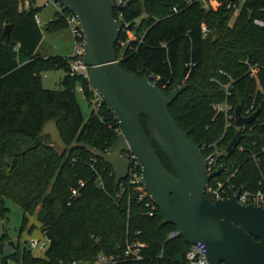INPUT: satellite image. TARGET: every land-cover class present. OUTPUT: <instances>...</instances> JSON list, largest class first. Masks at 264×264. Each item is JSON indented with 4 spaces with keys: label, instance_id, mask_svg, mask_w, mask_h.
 I'll list each match as a JSON object with an SVG mask.
<instances>
[{
    "label": "trees",
    "instance_id": "1",
    "mask_svg": "<svg viewBox=\"0 0 264 264\" xmlns=\"http://www.w3.org/2000/svg\"><path fill=\"white\" fill-rule=\"evenodd\" d=\"M179 2L137 0L126 8L125 20L132 21L135 38L128 41L121 55L119 41L127 35L120 33L116 45L120 64L129 73L156 81L166 94L178 82L187 85L169 108L180 128L200 145L218 142L226 146L233 138L234 126L221 139L224 118H214L212 108L225 98L222 84L233 79L229 97L233 107L241 105L245 111L254 102L260 113L257 125L243 131L241 144L247 149L226 154L222 161L237 170L232 180L238 186L255 187L264 181V27L254 22L264 18L260 2L247 0L234 19L233 9L225 3L217 9L194 3L173 13L171 8ZM43 6L37 0H0V215H6L5 199L10 197L24 211L22 229L29 224V215L36 213L42 231L51 239L41 257L25 247L22 263L88 261L98 254L120 252L127 241L137 239L147 244L144 258L117 264H184L190 244L180 235L169 237L175 225L164 222L158 207L149 215L134 187L127 185L117 196L120 188L108 163L99 157L95 163L103 188L96 182L90 151L77 148L60 155L47 144L49 135L43 134V129L49 120L57 122L67 144L85 142L103 151L121 135V127L103 101L85 120L76 87L83 85L92 104L90 81L69 75L70 56L39 53L43 31L35 15ZM67 13V8L56 11L46 29L67 26ZM203 23L210 30L207 36L201 30ZM6 25H10L9 34ZM249 64L260 65L258 79L250 76ZM60 67L67 71L63 88H45L41 73ZM142 123L149 134L145 116ZM150 138L165 167L175 173ZM252 153L260 159L256 161ZM81 180L86 183L79 197L69 203L72 189L79 187ZM2 258L5 264L8 258L17 260L18 253Z\"/></svg>",
    "mask_w": 264,
    "mask_h": 264
},
{
    "label": "water",
    "instance_id": "2",
    "mask_svg": "<svg viewBox=\"0 0 264 264\" xmlns=\"http://www.w3.org/2000/svg\"><path fill=\"white\" fill-rule=\"evenodd\" d=\"M61 2L78 18L84 36L82 59L90 66V84L112 110L122 133L103 151L85 142L67 144L57 122L49 120L43 129V134L49 135L47 144L60 155L67 150L87 149L113 168L117 184L128 176L130 162L122 153L130 149L141 164L143 185L164 222L175 225L177 235L189 244H205V264H264V204L242 203L238 193L212 200L207 185L222 172L225 163L207 173L200 144L189 138L170 111L169 105L187 85L178 82L166 94L156 81L121 66L116 45L123 23L115 16L113 0ZM5 33H10V25H6ZM259 112L260 108L245 117L237 105L236 125L252 122ZM142 116L147 118L149 134ZM150 136L175 173L165 167ZM241 137V130H237L227 145L228 154L235 151Z\"/></svg>",
    "mask_w": 264,
    "mask_h": 264
},
{
    "label": "built area",
    "instance_id": "3",
    "mask_svg": "<svg viewBox=\"0 0 264 264\" xmlns=\"http://www.w3.org/2000/svg\"><path fill=\"white\" fill-rule=\"evenodd\" d=\"M114 1V13L116 11V18L122 21L123 26L121 32L126 33L127 38L125 40H120V53L121 55L124 54L126 45L128 41L135 38V35L131 34L133 28L131 27L132 21L125 20V10L127 7L130 6L132 2L137 0H113ZM247 0H181V2L173 5L171 11L173 13H178L187 6H190L194 3H200L205 9H217L220 5L225 3L228 8L233 9V19L236 18L242 8V5ZM260 2V10L264 12V0H258ZM43 5H50L53 4L58 12H62L64 9V4L61 0H42ZM36 20L39 24H41V17L39 14L35 15ZM66 19L68 25L71 26L74 35H75V49L73 53L70 55V70L69 75L71 76H82L89 80V69L90 66L87 65L82 57L84 53V36L78 24L77 16L69 11L66 14ZM140 17L135 19L134 21L138 24ZM254 22L264 27V18L259 17L255 18ZM201 30L204 36H207L210 32L209 28L205 23L202 24ZM142 41V39H141ZM120 60V58L118 57ZM248 62V60L246 61ZM260 70L259 64H249V72L250 76L258 79V72ZM233 79H231L228 83L222 84V88L225 92V98L223 101L215 102L212 104V108L214 110V118L222 115L224 118V130L221 135V139L225 137L228 131L232 129L234 126L236 131L241 130L242 136L243 131L249 127L252 129L256 121L259 120V113L256 118L249 123H245L243 126L236 125V114L233 105L229 101V97L232 94V87H233ZM91 88L94 92V97L92 99V104L94 109H98L100 106L102 99L98 95V93L93 89L92 85ZM258 108H255V103L246 106L245 111L242 110V115L247 117L253 114ZM235 131V133H236ZM122 133V130H121ZM235 135V134H234ZM234 137V136H233ZM242 139V137H241ZM232 140V139H231ZM229 144V143H228ZM227 144V145H228ZM227 145H219L218 142L212 143H204L201 146L202 151L206 150V161H207V173H211L216 170L222 163H225V166L222 172L219 175L213 176L207 185V195L212 196V200H216L222 197H231L234 194L238 193V200L242 203H257V204H264V181H259V183L255 187H250L246 185L238 186L232 179L236 176L237 170L232 169V165H228L225 161H222L224 156L227 153L226 148ZM246 150L247 147L241 144V140L239 141L238 145L236 146L235 150ZM264 151V147L262 148ZM123 156L129 160L130 168L128 172V176L121 180L119 185V191L117 196L125 190L127 185H130L136 189L137 197L140 201H143L148 208L147 213L149 215H153L157 205L151 198L150 194L145 189L143 182H142V168L141 164L133 154L130 149H125L123 151ZM253 158L258 161L260 157L252 153ZM98 157L92 156L90 158V164L95 171V175L97 177L96 182L101 187L105 188V184L103 181L102 176L100 175L98 169L95 166ZM85 181L81 180L79 182V187L73 188L71 191V196L69 203L74 200L75 198L79 197L81 193V188L85 185ZM177 235L176 230L171 232L169 237H174ZM51 243V239L48 236H45V239L41 238H34L31 239L30 247L31 248H38L40 250H47ZM147 247V244L144 241H140L137 239H133L131 241H127L126 246L122 249V251L113 253V254H98L92 260H74L70 264H117L120 261L126 260H140L144 258V249ZM206 246L203 242L198 241L194 244H190V247L186 253L184 264H205L206 263ZM220 264H227L226 262L222 261Z\"/></svg>",
    "mask_w": 264,
    "mask_h": 264
},
{
    "label": "rangeland",
    "instance_id": "4",
    "mask_svg": "<svg viewBox=\"0 0 264 264\" xmlns=\"http://www.w3.org/2000/svg\"><path fill=\"white\" fill-rule=\"evenodd\" d=\"M38 5H42V0H37ZM56 7L53 4L44 5L39 11L41 17V27L43 38L38 46V51L42 55L70 56L75 49V35L71 26L67 25L60 30L50 31L46 29L47 23L56 17ZM134 35V29L131 31ZM67 75L65 68H52L41 73L42 85L47 89H62L63 80ZM76 96L87 120L93 110L85 95L84 87L81 83L77 84ZM56 147H58L56 145ZM8 211L5 216L0 215V264H4L3 256L6 257L17 251L18 259L8 258L5 264H23L21 256L25 247L30 248L35 256H44L45 250L31 248V239H45V234L41 229L37 214L29 215V224L22 229L24 211L22 207L10 197L5 199Z\"/></svg>",
    "mask_w": 264,
    "mask_h": 264
},
{
    "label": "crops",
    "instance_id": "5",
    "mask_svg": "<svg viewBox=\"0 0 264 264\" xmlns=\"http://www.w3.org/2000/svg\"><path fill=\"white\" fill-rule=\"evenodd\" d=\"M39 14V13H38Z\"/></svg>",
    "mask_w": 264,
    "mask_h": 264
}]
</instances>
